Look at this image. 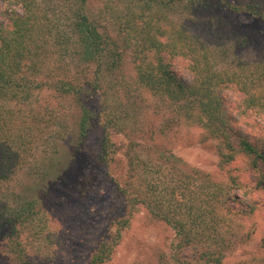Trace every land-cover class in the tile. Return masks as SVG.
I'll return each mask as SVG.
<instances>
[{
  "label": "trees",
  "instance_id": "obj_1",
  "mask_svg": "<svg viewBox=\"0 0 264 264\" xmlns=\"http://www.w3.org/2000/svg\"><path fill=\"white\" fill-rule=\"evenodd\" d=\"M2 1L8 8L0 23V186L35 159L50 124L69 115L72 150L45 157L39 180L97 133L94 163L107 170L125 203L124 216L89 264L111 260L140 209L174 231L168 264H222L250 242L254 232L240 219L255 212L249 195L264 192V128L250 135L237 125L240 117L264 115V50L255 60L233 54L221 60L219 46L191 23L215 34L231 26L230 15L264 24V0ZM202 12L209 15L202 19ZM239 32L231 28L229 39ZM180 61L187 79L174 70ZM228 91L239 96L232 108ZM91 100L97 109L88 106ZM192 129L215 151L221 177L189 167L159 141L168 131ZM119 135L128 141L124 154ZM235 163L247 171L251 190ZM13 201L0 204L4 250L17 264L54 263L61 241L46 210L20 194Z\"/></svg>",
  "mask_w": 264,
  "mask_h": 264
},
{
  "label": "rangeland",
  "instance_id": "obj_2",
  "mask_svg": "<svg viewBox=\"0 0 264 264\" xmlns=\"http://www.w3.org/2000/svg\"><path fill=\"white\" fill-rule=\"evenodd\" d=\"M7 8V3L0 0V23L5 21L3 13L7 11ZM213 14H219V12L213 10L211 15ZM208 15L209 13L206 12L198 14L202 19ZM228 18L231 26H223V30H219L216 34L214 30L203 32L194 23L191 25L209 43H215L213 47L219 46L217 55L221 60L231 58L232 54L235 60L239 57L248 60L260 58L264 50V24L245 16L230 15ZM231 28L240 30V35L229 39L228 33ZM243 36L247 38L244 44L241 42ZM221 46L227 53L223 52ZM235 49L239 52L234 54ZM174 70L179 76L188 78L184 62L180 61ZM225 97L228 108H232L239 102L237 92L228 91ZM88 106L97 109L94 100H91ZM254 121L258 125L253 124ZM238 122L237 126L244 133L255 135L258 129L264 128V115L240 117ZM72 127V119L69 115L59 124L51 123L47 134L42 138L43 141L37 143L35 159H31L30 165L21 169L11 181L0 186V204L13 205L14 195L20 194L29 200H36L46 210L61 241L57 258L52 264H89L90 257L99 243L105 241L108 235L115 231L116 225L113 223L125 214V203L115 195L114 187L108 180L107 170L94 163L93 151L99 142L97 133L89 135L81 153L74 155L66 153L57 170L45 176L43 180H39L40 171L48 165L44 160L45 157L49 159L54 156L55 149L57 155L61 151V156H64L69 149L72 150L73 141L68 138ZM261 133L264 134V131L262 130ZM198 134H201L199 129H192L189 133L173 130L165 133L159 141L189 167L214 177H221L217 168L218 157L215 151L205 148L198 141ZM116 142L122 147L120 153L124 154L123 147L128 141L119 135L116 137ZM139 153L142 154V159L145 158L144 152ZM121 162L119 175L125 173V161L121 160ZM233 166L239 169L236 173H239L245 182L244 185L247 186L245 191L251 190L254 184L247 171L240 163H235ZM236 193L243 196L242 192ZM249 196L250 203L251 200L255 202H252L255 212L247 219H240V222L251 229L254 235L250 242L239 246L222 264H264V250L259 248L260 241L264 240V192H253ZM174 240V231L169 226L152 221L148 213L140 209L132 217L129 227L122 232L120 243L111 260L105 264H168L165 261ZM3 246L4 244L0 241V264H17L15 258L5 251ZM35 264L50 263L36 260Z\"/></svg>",
  "mask_w": 264,
  "mask_h": 264
}]
</instances>
